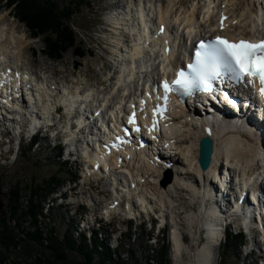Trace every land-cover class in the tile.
Wrapping results in <instances>:
<instances>
[{
  "label": "bare ground",
  "instance_id": "obj_1",
  "mask_svg": "<svg viewBox=\"0 0 264 264\" xmlns=\"http://www.w3.org/2000/svg\"><path fill=\"white\" fill-rule=\"evenodd\" d=\"M130 3L136 6L137 0H132ZM262 3L264 0H140L138 1L141 21L139 29L138 14H134L131 9L123 8L121 12L112 13L113 17H110L109 22L112 26H110L113 30L112 34H115L113 57L115 56L114 62L119 66L116 68L118 79L112 88L113 93L117 94L114 99L112 98L113 101L108 97L96 99L98 93H93L92 90L83 91L82 86L76 81L72 83V87L66 86L61 91L52 84L51 80L37 73L32 65L14 63L9 58V49L6 46L8 43L3 41L6 31H4L5 25L1 24L5 19L2 16L0 19V65L2 70H5L6 76L13 77L15 82L20 78L28 83L24 84V97L18 84L7 79L5 75H0V124L8 128L9 124L14 125L15 121L11 119V116L13 111H19L25 113L20 118L23 124L26 120L31 121L25 130L29 127L30 133L33 134L38 125L46 126L49 133L55 135V131H64L60 127L54 129V114L57 113V107L60 104L64 105L67 116L64 134L68 132L67 142L70 147L68 154H75V157L85 160L88 174L84 173V175H90L91 178L95 175L98 178L110 179L112 181L110 186L115 189L114 195L117 202L122 203L124 197H127L129 201L128 208L125 209L121 204L115 207L114 200L110 203L112 205L109 204L105 208L104 214L111 216L113 212L122 208L128 210L126 215L140 213L139 208L147 213H149L148 210L155 213L158 210L162 222L170 218L169 221L173 224L171 215H178L172 210L168 213L170 204L172 203V207L176 208L174 205L177 203L176 198H180L185 191L190 192L192 203L189 204L191 207L189 210H195L193 206L197 204V209L204 217V233L202 231L201 235L207 242L197 251L195 257L189 254L190 247L184 242L183 235L179 231V223L174 218L172 242L178 260L180 263L184 262L186 252L192 259L184 264H213L212 260L214 264H219V244L228 224L227 219L236 225L239 210L232 211V209L237 180L242 181L245 186L252 184V193L263 190L264 124H257L256 113L249 109L246 112L230 114L224 107H217L214 110L215 115L209 119L198 118L196 115L192 119L191 115L188 118L189 115H185L183 111L176 112L168 123L171 130L168 133V139L174 145L172 150H177V154L176 151H172L171 155L166 154V157L162 159L170 165L172 170L174 168L176 170L173 176L170 175L164 180L171 178V182L165 186L159 185V181L161 173L166 171L164 168L167 167L161 168L150 161L142 151L132 154L127 152V159L123 160L122 165L118 161L117 165H114L110 156L107 157L110 158L107 167L95 159L100 158L101 155L105 156V151L101 147L111 131L105 124L115 122L120 118L118 114L122 115L126 109L132 112H144L145 106L142 101L145 99L148 103L152 101L151 95L155 93L156 79L166 77L172 68L179 64L180 57L176 56V52L180 50V47L186 48L189 40L198 38L199 34L200 36L210 34L211 37L224 35L231 39L243 38L251 41L264 37V5ZM155 14L158 15L157 22L154 19ZM222 24L225 30L221 32L219 29ZM152 26L154 29H163L164 35L159 36L152 31L150 40L146 41L141 36L142 29H150ZM126 30L129 32L125 35V39L121 33ZM176 30L177 38L168 36L173 35L172 32ZM128 35L130 38L133 35L130 51L127 44ZM10 37L14 38L12 35ZM124 48L128 53H123ZM183 56L185 57V54ZM35 96L38 102L35 101ZM11 100L15 103L11 104ZM217 117H221L222 120H216ZM241 122L249 123L252 127L238 126ZM23 130L24 126L15 134H21ZM244 131L246 134L243 133ZM206 136L213 140L214 151L210 167L203 171L199 166L197 154L199 141ZM83 141L86 147L82 146ZM95 147L100 148L98 155L92 151ZM82 148L84 149L81 152ZM79 153H82V157ZM96 162L101 167L105 166L107 172L101 168L100 172H94L91 164ZM225 168H229V171L225 172ZM259 170H263L261 174H258ZM237 195L241 196V191L235 196ZM248 200L253 205L249 198ZM135 202H138L139 208ZM90 205H93V201ZM179 208L182 212L187 211L184 206ZM242 218L244 221L247 220L245 221L248 222L246 229L255 237L252 222H250L251 216ZM198 226H200L199 216L195 213L192 217L191 230L196 233Z\"/></svg>",
  "mask_w": 264,
  "mask_h": 264
},
{
  "label": "rangeland",
  "instance_id": "obj_2",
  "mask_svg": "<svg viewBox=\"0 0 264 264\" xmlns=\"http://www.w3.org/2000/svg\"><path fill=\"white\" fill-rule=\"evenodd\" d=\"M52 1L56 3L62 15L72 14L69 26L76 37V48H69L61 59L53 60L46 54V50L44 51V48H47L44 37L34 38L27 24L22 20L26 13L29 12L31 16L34 11L29 10L27 6L21 8L14 0H0V19L2 16L5 18L1 24L5 25L4 31H6L3 41L8 43L6 46L9 49V58L19 65H32L37 73L51 80L52 84L58 82L60 89L66 86L72 87V83L76 81L82 86L83 91L92 90L93 93H98L96 99L108 97L113 101L117 94L112 91L115 83L110 79L114 76L117 82L118 65L114 62L115 34H112L113 30L110 29L109 21L110 17H113L112 13L121 12L123 8L131 9L134 14H138L137 4L133 6L130 3L132 0H86L84 7L77 8L79 0ZM128 32L122 31V37L126 39L125 35ZM76 55L83 57L79 58ZM64 114L65 111L60 119L57 116L54 118L56 127L65 131L67 116ZM64 131L61 132L63 135ZM57 134L55 136L50 134L49 130L42 128L35 136H31L32 141H30L29 136L25 137L23 133H17L16 137L13 129L0 130V205L2 206L0 208V250H9L4 253L6 259L0 264H64L66 259L73 264L85 262L84 255L76 251L66 250L67 256L63 260L56 259L51 254V231H54L58 240L62 241L68 229H72L77 241L84 235L91 249L93 248L91 238L96 235L98 243L101 244L97 247L98 251L101 252L104 249L111 251V259L114 261L107 264H148L149 260H153L151 263L155 264L163 243L167 248V264H184L192 257L185 252L184 262L180 263L178 260L172 242L174 218L179 223V231L183 235L184 242L190 247L189 254L195 257L197 251L206 244L207 241L205 242L201 235L204 229V217L197 209V204L193 206L195 210H189L191 208L189 204L192 201L190 192L187 191L183 192L180 198H176L177 203L174 204L176 208L172 207L171 202L169 203L171 208L167 209L168 213L172 210L178 215H171L173 224L167 222L165 226L156 220L149 223L148 219L152 215L150 210H148L149 214L144 212L143 216L136 212L133 216L136 221L133 220L131 223H127L125 220L127 216H123L122 212L116 221L110 216L103 215L104 208L116 199L115 192L110 186L112 181L106 178L96 182L99 178L95 175L85 180L83 178L84 160L78 157L69 158L65 145H59L62 141L65 143L66 139ZM84 143V141L81 143L82 146H85ZM58 147L62 149L61 152ZM197 155H199V146ZM79 156L82 157V153H79ZM239 168L241 169V166ZM262 171L259 170L258 174ZM164 172L161 173L159 185H163V181L170 177L169 175H174L172 171ZM51 182L54 183L49 185ZM54 186L56 189L51 188L52 190L46 195L48 188ZM36 187L42 188V191L37 192L33 197L32 190ZM14 193H20L21 199L18 205L21 209L25 208L28 202L30 204V201L39 206V212L41 211L40 214L42 213L43 216L39 215L40 219L36 225L29 218L27 221L19 220V218L11 219ZM59 194L61 198L58 199L62 201L56 198V195L60 196ZM92 201L93 205H90ZM126 205L124 200L121 206L127 208ZM181 206H184L187 211L182 212L179 208ZM120 211L122 209L118 210ZM195 213L199 216L200 224L196 233L191 230L192 217ZM6 220L7 227L4 230L3 222ZM36 229L42 233L40 240L31 236L35 235ZM229 230L238 232L233 226L226 228V236L223 235L219 244V264H259L261 252L257 246L261 247L259 241L261 236L254 231L255 237L241 234V239L233 242L232 237L228 239ZM6 238L12 240L9 247L4 245L3 240ZM225 242L229 245L227 246ZM253 243V251L247 253V249ZM100 260H102L101 256L95 254L92 264H102ZM212 263L214 264L213 260Z\"/></svg>",
  "mask_w": 264,
  "mask_h": 264
},
{
  "label": "trees",
  "instance_id": "obj_3",
  "mask_svg": "<svg viewBox=\"0 0 264 264\" xmlns=\"http://www.w3.org/2000/svg\"><path fill=\"white\" fill-rule=\"evenodd\" d=\"M16 1L17 5L22 7L27 6L29 10H33V15H29L26 13L23 17V21L27 24L26 26L30 30L31 34L34 38H38L39 36L44 37V43L46 49L44 48V51L46 50V54L52 58L53 60H58L63 57V54L68 51L69 48L75 47V34L73 29L69 26L70 17L72 14L68 15H62L60 9L58 10L56 3L52 0H14ZM16 5V6H17ZM86 5V0H79L77 3V8L84 7ZM74 15V14H73ZM76 48V47H75ZM79 58H82V55H76ZM59 151L61 152L62 149L59 147ZM54 182L49 183V185H52ZM51 188L56 189V186L48 188V191L46 195L52 190ZM42 191V188L36 187L32 190L33 197L37 192ZM55 191V190H54ZM21 199L20 193H14V198H12V204L11 207H13V211L11 210V219L12 218H19V220H25L27 221L28 218L32 220V223L34 225L37 224L40 217L39 215V206L35 205L30 201V204L26 205L25 208L21 209L18 205V201ZM15 205V206H14ZM43 216V214H42ZM6 222H3V229L6 230ZM38 230V229H36ZM34 231L35 235H31L32 237L36 238V240H40L42 238V233L38 231ZM228 239L232 237V241H238L240 240L242 236H237L233 232L228 233ZM12 237V236H10ZM4 241V245H7L9 247L11 245V239L6 238ZM51 246L50 250L52 251L51 254H53L56 259H66L67 254H65L66 250L70 251H76L84 255L85 262L80 264H92L93 258L95 254H98L101 256L102 260L100 262L102 264H107V262L114 261L111 259V251L104 249L103 251L99 252L97 247L101 244H99L98 237L96 235L92 236L91 241L93 248L91 249L88 245L87 238L82 235L79 237V240L77 241L72 233V229H68L67 232L64 234V237L62 241L58 240V237L55 236V232L51 231ZM226 244V242H225ZM227 246L229 244H226ZM104 246V245H103ZM166 246L163 243L160 247V251L158 252V257L155 259V264H167V253H166ZM9 251V250H6ZM6 251L0 250V262L5 261L6 257L4 256V253ZM153 253L154 251L151 250ZM133 253V252H132ZM119 256V255H118ZM64 262V264H73L70 263L68 259ZM120 260V259H118ZM149 260L148 264H152ZM17 264V263H14Z\"/></svg>",
  "mask_w": 264,
  "mask_h": 264
},
{
  "label": "snow or ice",
  "instance_id": "obj_4",
  "mask_svg": "<svg viewBox=\"0 0 264 264\" xmlns=\"http://www.w3.org/2000/svg\"><path fill=\"white\" fill-rule=\"evenodd\" d=\"M222 76L234 80L246 76L258 77L260 93L264 95V40L257 43L243 40L229 42L217 37L215 42H201L194 62L187 65V71L181 69L177 72L172 86L188 93L197 88H211ZM163 87L166 98L170 85L165 82Z\"/></svg>",
  "mask_w": 264,
  "mask_h": 264
},
{
  "label": "water",
  "instance_id": "obj_5",
  "mask_svg": "<svg viewBox=\"0 0 264 264\" xmlns=\"http://www.w3.org/2000/svg\"><path fill=\"white\" fill-rule=\"evenodd\" d=\"M213 151H214V142L209 136L200 139L198 163L201 170L205 171L210 167ZM170 182H171V178H169L167 181H164L163 185L165 186ZM1 207L2 206L0 205V208Z\"/></svg>",
  "mask_w": 264,
  "mask_h": 264
}]
</instances>
